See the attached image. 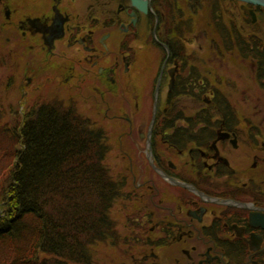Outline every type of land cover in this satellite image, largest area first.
Here are the masks:
<instances>
[{"label":"flooded vegetation","instance_id":"obj_1","mask_svg":"<svg viewBox=\"0 0 264 264\" xmlns=\"http://www.w3.org/2000/svg\"><path fill=\"white\" fill-rule=\"evenodd\" d=\"M203 10L209 19L198 31ZM1 31L0 54L14 59L23 96L52 84L64 101L62 92L75 89L69 97L77 113L109 123L99 130L105 155L111 135L123 136L124 152L141 155L161 180L150 179L154 188L147 189L133 179L142 208L123 231L117 226L111 242L126 246L127 261L114 264H264V7L0 0ZM149 48L160 56L154 69L141 58ZM239 61H249L258 93L230 90L235 79L224 62ZM17 64H25L21 74ZM79 101L95 102L101 116L93 119ZM153 191L155 209L143 201Z\"/></svg>","mask_w":264,"mask_h":264},{"label":"trees","instance_id":"obj_2","mask_svg":"<svg viewBox=\"0 0 264 264\" xmlns=\"http://www.w3.org/2000/svg\"><path fill=\"white\" fill-rule=\"evenodd\" d=\"M13 113L7 122L0 112V161H10L0 176V264H91L125 187L104 163L102 135L57 100Z\"/></svg>","mask_w":264,"mask_h":264},{"label":"rangeland","instance_id":"obj_3","mask_svg":"<svg viewBox=\"0 0 264 264\" xmlns=\"http://www.w3.org/2000/svg\"><path fill=\"white\" fill-rule=\"evenodd\" d=\"M207 12V11H206ZM206 12L203 10L202 12H200V14H198L195 18H197V26L196 29L198 31H200V28H202V26L200 24H204L205 27V19H209L208 15L206 14ZM204 19V21L202 20ZM202 20V21H201ZM207 21V20H206ZM203 29V28H202ZM9 31V30H8ZM209 38L211 39L214 34L212 33L213 30L211 29L210 25H209ZM7 31L3 33V36L1 37V39L3 40L5 35L7 36ZM206 40V39H205ZM203 55L208 57L210 59V53L203 51ZM159 54L157 53L156 50L150 49L148 52H145L144 54H142V62L144 65H150L151 69H154L157 61L159 59ZM212 58V57H211ZM2 59V63L0 65V89L1 92L0 94H2V103H5L4 105H1V108L4 107L3 111L0 109L1 112V116H3V118L9 122L12 121L13 119H15L14 113L12 110L17 108V105L14 106V102H16L17 98H19V88L14 87L15 89H12V84L11 81L9 80V75L11 74V72H13V69L11 68V58L6 59L4 57H1ZM24 63V61H23ZM231 64V65H230ZM249 61L247 62H241L239 61L238 64L237 63H227L224 62V65L226 67V69H229V75L235 79L234 85L236 86L235 89H230L231 91H233L234 93L236 91H238L240 94H238L239 96H242L243 91H247L253 94V92H257L256 87L254 86V82H251V80L248 79V75L250 72V68H249ZM144 65H141V67L145 68ZM25 69V64L23 66L20 67V71H24ZM223 66L221 67V69H217V70H222ZM21 74V72H19ZM18 81L19 77H18ZM11 85V86H8ZM54 85L50 84L46 89H43V91H39L36 92V96L33 97V99H42V100H54L60 97V90H55L54 88H52ZM67 88V87H66ZM65 90V89H64ZM236 90V91H234ZM70 91V92H69ZM77 92L75 89L72 90H66L64 92H62V95L64 97V101H66L67 104H71L73 105V101L72 99L69 97L70 93ZM75 96V95H74ZM238 96V97H239ZM72 98H74L72 96ZM60 99V98H59ZM76 103V102H75ZM80 107L82 109L85 108H90L92 115L91 117L94 119L95 116H101L102 113H98L95 107V102L93 101H79L78 102ZM85 105V106H84ZM17 110V109H16ZM121 110V109H120ZM239 113H242V107L240 106L239 108ZM148 114H149V107L147 109V113L144 115L145 119L148 118ZM99 119V118H98ZM4 120V121H5ZM100 120V119H99ZM102 121V120H101ZM264 122V121H262ZM12 124L9 125H14L13 122H11ZM106 124V126L109 125L108 122H105L104 125ZM123 128V127H121ZM112 143H111V150L107 155L106 158V163L110 168V171L112 172V174L118 178H122L123 176L125 178H123L124 181H127V186L125 189V196H123V198L121 200H118L113 208L111 209V215L113 216V218L116 220V223L120 226V229H122V231L124 230L123 225L126 222L128 216H132L134 215L135 217L138 216V212L137 209L142 208L141 207V202H139V199H136L137 196L135 195V189L133 187L134 182L137 183V181L140 182H145L147 189L149 188H154L153 184L150 183V179H154L155 176H153L152 171L153 169L149 166L148 162H143L141 161L142 156L139 155L138 153H135L133 151H127L126 153L124 152V150H127V145L129 144L128 140H125L124 137H119V135H111L110 137ZM124 149V150H123ZM140 159V160H139ZM248 161V160H247ZM2 162V165H0V176L2 179L3 173L5 172L4 169L7 168V166L10 165V161H0ZM244 162V161H243ZM248 163H250V161H248ZM247 165L245 162L242 166ZM134 179V182H133ZM148 180V181H147ZM154 181L156 182L155 184L158 185V183L160 184L159 186H163L161 184V180L159 179L158 181L156 179H154ZM154 184V185H155ZM134 192V194H132ZM133 196V198H129V196ZM147 197L143 198V201L145 202L146 205H152V207L155 209V204L157 201H155V197H157V195H155V191H153V194L151 193H146ZM154 198V200L152 199ZM141 203V204H139ZM145 208V206L143 207ZM137 234L141 235V232L139 230H137ZM143 234V232H142ZM126 235V234H125ZM129 242L131 243V239H127ZM133 242V240H132ZM92 255H93V259H94V263L93 264H114L115 262H122V261H127V258L124 254L125 250L127 249L125 245L122 244H115L114 242H106V243H96L95 245H93L92 247ZM136 249H140L137 248Z\"/></svg>","mask_w":264,"mask_h":264},{"label":"water","instance_id":"obj_4","mask_svg":"<svg viewBox=\"0 0 264 264\" xmlns=\"http://www.w3.org/2000/svg\"><path fill=\"white\" fill-rule=\"evenodd\" d=\"M239 1H243V2H246V3H249V4H253V5H259V6H263L264 7V0H239ZM151 164L152 166L157 169L155 167V165L153 164L152 160H151Z\"/></svg>","mask_w":264,"mask_h":264}]
</instances>
